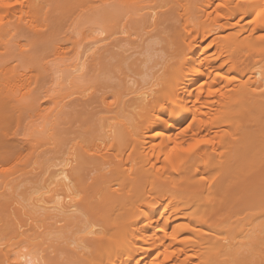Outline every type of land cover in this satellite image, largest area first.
<instances>
[{
  "label": "bare ground",
  "instance_id": "1",
  "mask_svg": "<svg viewBox=\"0 0 264 264\" xmlns=\"http://www.w3.org/2000/svg\"><path fill=\"white\" fill-rule=\"evenodd\" d=\"M217 1L115 0L129 9L121 19L132 26L143 18L142 33L159 40L146 47L141 63L151 65L138 70L140 80L106 75L120 80L91 99L87 61L116 33L130 41L125 21L111 34L80 9L84 0H5L13 7L0 8V55H15L0 66V264H264V67L240 68L248 53L264 51V0ZM42 9L53 14L36 16ZM131 10L142 11L138 19ZM56 27L63 39L54 42ZM36 39L44 41L37 53L51 58L48 115L35 92L39 69L14 74L8 65ZM128 46L120 65L135 49ZM200 80L224 85L209 114L197 107ZM75 107L92 113L91 125L57 131L53 112ZM201 133L210 136L203 147ZM37 135L53 145L40 171ZM47 225L68 239L60 243L65 262L53 261L37 236Z\"/></svg>",
  "mask_w": 264,
  "mask_h": 264
},
{
  "label": "rangeland",
  "instance_id": "2",
  "mask_svg": "<svg viewBox=\"0 0 264 264\" xmlns=\"http://www.w3.org/2000/svg\"><path fill=\"white\" fill-rule=\"evenodd\" d=\"M85 2H83L82 3V5H81V7H80V9L81 8H85L86 10H88V12H86V14H91L92 12L93 13H96L97 14V16L99 15V17L97 18L100 22H103V25L107 28V30H109L110 32L109 33H111V31H118V32H120L121 30V25H122V23L125 21V23L124 24H126V26H125V28L127 29V30H129L130 31V33H132V37H130L129 39H130V41H127V40H125V38L122 40V36H123V34H121V33H116L115 35H113L112 36V38L110 37V39L109 40H107V42L105 41L103 44L102 43H99L100 45L98 46V47H100L101 49H100V51L99 52H97V54H96V56L95 55H93V56H91V59H89L88 61H87V70H88V74H87V78H85V80L88 82V86L90 85V84H92L93 86H94V90L93 91H95L94 92V94L90 97L91 99L92 98H96V97H98L100 94H101V92L102 93H104V92H106L109 88H103L106 84H108V83H110V82H113L114 80H115V78H114V80H108V79H106L105 78V76L106 75H113L114 73H116V75L119 73L120 74V79L121 78H123L124 76H125V73L127 74H129V75H132L133 73L134 74H136L135 75V78L137 79V80H140V76L138 75V74H140V72L138 71V70H143V69H145L147 66H149V65H151V63H148V64H145V63H141V60L142 61H144L145 60V58H146V56H145V54H146V52H148L149 51V49H147V48H152V46L153 45H155V48L157 47L156 46V44H151V43H153L154 41L156 42L157 40H159V39H157V38H151L148 34V37H147V35H145V33H142V31H141V29H140V25H137V23H139L140 22V19H138V17H137V15H138V13H140V12H142V11H139V12H132V10L130 11V13H129V15H131V17H132V19H133V16L135 17V19H138V20H136V22H133V23H131V25L132 26H130V22H128L127 23V21L126 20H123V19H121V17H120V15L122 16V15H124L129 9H127L126 7H124L125 6V4L123 5V10L121 9L120 11L118 10V8L120 9V6H121V8H122V5H116V2H118V0H116V2H115V0H84ZM148 2H149V0H147ZM237 1V0H236ZM63 2V1H62ZM62 2H60V4L62 5ZM114 2H115V4H114ZM143 2V1H142ZM124 2H122V4H123ZM224 3V0H218L217 1V4H223ZM63 4H65V2H63ZM120 4V3H119ZM141 4H142V6L143 5H145V1L143 2V3H141L140 2V6H141ZM160 4V3H159ZM238 4H240V1H239V3ZM146 5H148L147 4V2H146ZM59 6V5H58ZM172 5L171 4H168L167 6H165L164 8H162V10L165 12V10H171L172 9V7H171ZM115 7L117 8V9H115ZM126 8V9H125ZM139 8V7H138ZM85 10V11H86ZM107 10L110 12L111 11V13H112V11L114 12L115 11V14L113 15V14H111V15H109L108 13H107ZM161 10V11H162ZM57 12V11H56ZM103 13H105V14H103ZM49 14H53V11H52V9H42V10H40V11H38V13L36 14V16H38V17H45V16H47V15H49ZM85 15V14H84ZM92 15V14H91ZM107 15H108V17H107ZM87 16V15H86ZM104 16V17H103ZM110 16V17H109ZM109 18H110V20H109ZM114 18V19H113ZM116 18V19H115ZM119 18H120V20H119ZM104 19V20H103ZM106 19V20H105ZM123 22H122V21ZM142 21L140 22V24L141 23H143V18L141 19ZM117 21V22H116ZM121 21V22H120ZM110 22V23H109ZM113 23H116V25L118 26H116L115 27V25H113ZM118 23V24H117ZM121 23V24H120ZM135 23H136V25L139 27V29L136 27V25H135ZM110 26V28H109V26ZM113 25V26H112ZM133 25H134V27H133ZM129 26H130V28H129ZM112 27V28H111ZM129 29H128V28ZM131 27H133V28H135V29H132L131 30ZM113 29V30H112ZM62 30V28L61 27H56V28H51L50 30H49V32H51V33H53V34H51V35H54V34H58V33H60V31ZM169 30L170 29H167V33L166 34H168V32H169ZM135 32H139V35H140V33H141V36H140V38L141 39H139V36H138V38H137V35H136V38H135V35H134V37H133V34H135ZM136 33V34H137ZM112 34V33H111ZM122 36H121V35ZM143 35V36H142ZM55 36V40H54V42L56 41V40H62L63 39V34L62 35H54ZM125 37H126V35H125ZM147 37V38H146ZM153 37V36H152ZM144 38V39H143ZM151 38V39H150ZM143 39V40H142ZM147 39V40H146ZM124 40H125V44H124ZM138 40V41H137ZM151 40V41H150ZM34 40H32V42H33ZM120 41V42H119ZM151 43H150V42ZM123 42V43H122ZM128 42V43H127ZM137 42V43H136ZM140 42V44L138 45V43ZM158 42V41H157ZM43 43H44V41H42V40H35L33 43H31V46H32V49L30 50V52L29 53H27L28 55L27 56H25V59H23V57H21V60L22 61H13L12 62V60L10 61V63L8 64L9 65V67L10 68H14V74H21V72L22 71H28L27 72V74L28 73H31V75H33V69L34 68H38L39 69V71H40V74L39 73H37L36 71H37V69L36 70H34V75L36 76H33L35 79L37 78V84L35 83V81L32 83V87H34V86H36L37 85V88L35 87V92H36V94L38 93V92H40L41 93V101L40 102H42L43 100H44V96H45V93H46V91L45 90H47V94H50V85H51V75H50V73L48 72L49 70V67L48 66H50L49 65V60L51 59L49 56H48V54H47V52H46V50L44 51L43 49V51L44 52H42V54L41 55H39L37 52V49L39 50V48H41L42 46H43ZM143 43V44H142ZM11 43H9V44H7L8 46L7 47H10L11 45H13L14 43H12L11 45H10ZM120 44H121V47H120V49H119V47H118V45L120 46ZM151 46H150V45ZM128 45H131L130 46V48L131 47H135V49H133V50H129V53H130V55H131V57L129 58V60L127 61V65H125V63H123L122 65H120V62L119 61H117V59L116 58H118L119 56V54L120 55H122V52H123V50L122 49H127V47L129 48V46ZM136 45V46H135ZM146 45H149V46H146ZM14 46V45H13ZM123 46V47H122ZM6 47V48H7ZM16 48H17V46H15ZM115 47V48H114ZM126 47V48H125ZM137 47V48H136ZM139 47V48H138ZM147 47V48H146ZM11 48V47H10ZM154 48V47H153ZM13 49V48H12ZM104 49V50H103ZM109 49V50H108ZM132 49V48H131ZM144 49V50H143ZM7 50H9L8 48H7ZM14 50H15V48H14ZM136 50V52H134ZM138 50H139V52H138ZM148 50V51H147ZM17 50H15V52H16ZM122 51V52H121ZM146 51V52H145ZM153 51L154 50H152V53H153ZM0 52L2 53V54H4V51H3V49L2 50H0ZM27 52V51H26ZM40 52V51H39ZM46 52V53H45ZM114 52V53H113ZM140 52H142V54H139ZM155 52V51H154ZM259 52H261L262 54H261V56H259V57H255L254 56V54L252 53V52H250V53H248L246 56L248 57V59H246V61H245V63H243L241 66H240V68L241 69H243V71L244 72H246V71H248L253 65H254V63H255V61H258V63L256 64V65H254V66H256V67H264V51H259ZM258 52V53H259ZM7 53V52H6ZM6 53H5V56H3V55H0V66H1V64H3L2 66H4V62L6 61V60H10L11 59V56L14 54L15 55V53H13V54H10V57H7V55H9V53L6 55ZM36 53H37V55H39V56H41L42 57V61H40L39 63L37 62L38 60H37V56L35 57V55H36ZM41 53V52H40ZM138 53V54H137ZM150 53H151V51H150ZM127 54V53H126ZM134 54V55H133ZM17 55V54H16ZM25 55V54H24ZM44 55H45V57H44ZM142 55V56H141ZM41 57H38V59L39 58H41ZM94 57V58H93ZM135 57H136V59H135ZM14 56L12 57V59L14 60ZM19 58H20V56H19ZM18 58V59H19ZM120 58V57H119ZM131 58L133 59V60H131ZM143 58V59H142ZM2 59H4V60H2ZM17 59V58H16ZM94 59V60H93ZM135 59V60H134ZM139 59V61H137V62H135L134 63V61H136V60H138ZM37 60V61H36ZM41 60V59H40ZM133 61V62H132ZM7 62V61H6ZM37 62V63H36ZM122 63V62H121ZM138 63V65H136ZM135 64V65H134ZM143 65V66H142ZM146 65V67L144 68V66ZM142 66V67H141ZM6 67H8L7 65H6ZM118 67H122V71L120 70V68L118 69ZM123 68H124V70H123ZM119 70H120V72H119ZM31 71V72H30ZM117 71V72H116ZM127 71V72H126ZM121 72H123V76L121 75L122 73ZM115 75V74H114ZM116 75H115V77H116ZM138 75V76H137ZM122 76V77H121ZM235 76L233 75V74H231V76L229 77L230 79H232V78H234ZM40 78V79H39ZM34 79V80H35ZM119 78H118V76H117V79L116 80H120ZM247 78H245L244 80H246ZM9 80H11V79H9ZM39 80V81H38ZM116 80H115V82L114 83H116ZM110 81V82H109ZM236 81V80H235ZM108 82V83H107ZM118 83H119V81H117ZM4 83H7L6 82V80H2V82L0 81V86H3V85H5ZM202 83H204V81H202V80H200V81H198L196 84H195V87L194 88H197L198 89V92H200L201 93V100H200V102L199 103H197V107L202 111V113L204 112V113H207V114H209V112H210V109L211 108H215V106L219 103V97L221 96V94L223 93L222 92V90H223V86L224 85H221V84H214V85H212V86H208V85H204V84H202ZM36 84V85H35ZM202 84V85H201ZM34 85V86H33ZM99 85V86H98ZM201 85V86H200ZM93 86H92V88H93ZM95 88H97V89H95ZM99 88H101V89H99ZM99 90H101V91H99ZM104 90V91H103ZM43 91H45V93H43ZM111 90H108V92H110ZM90 93H91V91H90ZM44 95V96H43ZM44 97V98H43ZM75 98V96H73L72 98L70 97V99H71V101L73 100ZM69 99V98H68ZM85 99H87V98H85ZM29 101V99L28 98H25L24 100H23V102H28ZM65 102H66V99L64 100ZM70 101V100H69ZM75 101V100H74ZM43 105H42V109H46L45 111H43L44 113H47V115L50 113V111H51V105L49 104V103H46V100H45V103H44V101H43V103H42ZM92 106H94V105H92ZM70 107V106H69ZM203 113V114H204ZM91 114L92 113H87V112H83V111H81L80 110V108L79 107H75V108H65L64 109V113L62 114V115H60L59 117H57V116H54L53 117V115H54V112H53V115H51V119H49V121L50 122H52L53 120L55 121V122H57L58 123V128H57V131H59V132H61L62 130H63V128H68V127H78V126H87V125H91V123H90V121L88 120V118H89V116H91ZM38 115V114H37ZM35 118H37V117H35ZM64 125V126H63ZM21 128H23V124H22V127ZM21 128L19 127V130H20V133H19V135H18V139L21 141V139L22 140H26L27 139V137L23 134L24 132H23V130H21ZM18 130V131H19ZM88 130H92V126L88 129ZM216 130V129H215ZM214 130V131H215ZM42 135V134H41ZM41 135H37L36 137L38 138V139H36L37 141L36 142H38V143H36L37 144V151L34 153V159H32V161H34V160H36L37 162H38V165H39V169H38V171H40L41 169H43V167L45 166V165H47L50 161H51V155H52V149H53V145H51V144H47L48 143V141H46V140H48V138H47V136L45 137L44 135L42 136V137H38V136H41ZM210 138V136L208 137V136H206L205 135V133H201L200 134V136H199V140H208ZM206 143H201L200 145L203 147L204 145H205ZM28 152V150L26 149V151H24V155L26 154ZM37 158H36V157ZM46 227V226H45ZM43 230V229H42ZM40 231H41V229L40 230H38V232L40 233ZM46 231V232H45ZM45 231H42V232H44L45 234H44V236H43V234H41L42 236H40V235H38L37 234V236H38V238H42L41 240L43 241V240H46L45 241V244H43L44 246V249L45 250H47L46 252L47 253H49V255H50V258L53 260V261H60V262H65L66 261V258H67V252H68V247H67V245H66V248H65V244H64V242L65 241H68V239H67V237L65 236V235H63L62 234V236L61 237H66V240L64 239V238H61L60 237V235H59V237H57L56 238V235H55V233L53 232V229H50V228H48V225H47V228H46V230ZM49 231H51V232H49ZM55 231V230H54ZM58 234V233H57ZM36 235V234H35ZM44 237H45V239H44ZM46 237L48 238V239H46ZM60 238V239H59ZM61 239L64 241H62V244L60 245V243H61ZM37 240H39L38 242H40L41 243V240L40 239H37ZM59 241V242H58ZM51 242V245L49 244ZM48 244L50 245V246H48ZM48 246V247H47ZM46 247V248H45ZM67 249V250H66Z\"/></svg>",
  "mask_w": 264,
  "mask_h": 264
},
{
  "label": "snow or ice",
  "instance_id": "3",
  "mask_svg": "<svg viewBox=\"0 0 264 264\" xmlns=\"http://www.w3.org/2000/svg\"><path fill=\"white\" fill-rule=\"evenodd\" d=\"M16 3H19V0H15ZM13 7L12 3H6L5 0H0V8H10ZM201 143H209V141L207 140H198L196 141V145H199ZM196 145H193L192 147H195ZM189 151L191 150V148L188 149ZM76 199L79 200L80 197L77 195Z\"/></svg>",
  "mask_w": 264,
  "mask_h": 264
}]
</instances>
